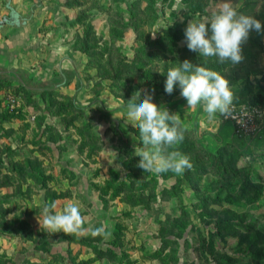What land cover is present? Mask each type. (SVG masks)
<instances>
[{"label": "rangeland", "instance_id": "1", "mask_svg": "<svg viewBox=\"0 0 264 264\" xmlns=\"http://www.w3.org/2000/svg\"><path fill=\"white\" fill-rule=\"evenodd\" d=\"M222 2L25 0L27 11L41 5V31L84 55L85 91L26 90L0 75L1 264H264V146L210 152L182 125L177 147L191 169L156 175L137 166L143 145L126 115L89 105L107 93L161 106L180 92H165L167 71L188 59L226 77L232 114L254 133L264 123V34L250 33L237 66L204 61L185 42L189 20L210 19ZM231 2L264 23V0ZM52 202L56 212L78 206L80 235L40 228ZM101 226L107 235L93 237Z\"/></svg>", "mask_w": 264, "mask_h": 264}, {"label": "clouds", "instance_id": "2", "mask_svg": "<svg viewBox=\"0 0 264 264\" xmlns=\"http://www.w3.org/2000/svg\"><path fill=\"white\" fill-rule=\"evenodd\" d=\"M253 31L264 34V23L254 16L239 13L231 0H223L210 19L189 20L184 35L187 48L204 61L215 57L218 63L230 62L237 66L244 60L243 46ZM166 76L165 92L172 94L178 84L180 95L187 101V109L201 105L208 119L217 114L226 118L231 116L234 92L229 81L219 72L185 59L178 67L170 68ZM139 98L140 93L136 99ZM126 109L128 123L139 133L135 140L143 145L135 151V156L140 158L139 168L156 175L169 171L180 175L191 169L189 158L177 147L184 139V128L175 113L157 106L150 96L139 103L132 96ZM56 208L55 202L44 206L42 222L38 220L40 228L49 235L59 232L80 235L84 221L78 206L68 203L62 212H56ZM91 235L105 236L107 233L101 226L93 229Z\"/></svg>", "mask_w": 264, "mask_h": 264}, {"label": "crops", "instance_id": "3", "mask_svg": "<svg viewBox=\"0 0 264 264\" xmlns=\"http://www.w3.org/2000/svg\"><path fill=\"white\" fill-rule=\"evenodd\" d=\"M34 5L27 11L25 0H0V17L13 8L23 19L19 24L0 26V75L5 74L21 82L31 81L37 90L39 87H76V95H81L85 91V83L79 69L84 55L59 37L48 36L41 31V5ZM163 102L162 109L175 113L181 124L192 129L198 140L211 149L221 143L232 142L249 155V152L264 146V123L252 135H239L232 119L221 118L219 114L208 119L201 105L187 109V101L180 92ZM93 104H101L110 117L126 115L127 104L107 93L89 101V105Z\"/></svg>", "mask_w": 264, "mask_h": 264}, {"label": "built area", "instance_id": "4", "mask_svg": "<svg viewBox=\"0 0 264 264\" xmlns=\"http://www.w3.org/2000/svg\"><path fill=\"white\" fill-rule=\"evenodd\" d=\"M232 116H234V119L231 117L229 119H232L234 126H235V131L239 134V135H251V133H253L251 130L252 128V124L243 119L242 115H237V114H231Z\"/></svg>", "mask_w": 264, "mask_h": 264}, {"label": "water", "instance_id": "5", "mask_svg": "<svg viewBox=\"0 0 264 264\" xmlns=\"http://www.w3.org/2000/svg\"><path fill=\"white\" fill-rule=\"evenodd\" d=\"M23 19L19 18V14L13 8L10 9L9 13L3 14L0 17V26L5 23L19 24Z\"/></svg>", "mask_w": 264, "mask_h": 264}, {"label": "trees", "instance_id": "6", "mask_svg": "<svg viewBox=\"0 0 264 264\" xmlns=\"http://www.w3.org/2000/svg\"><path fill=\"white\" fill-rule=\"evenodd\" d=\"M23 80V79H22ZM24 81V80H23ZM9 86H13V85H11V84H8ZM21 86H24V88L26 89V90H29V88H35L33 85H31V84H28L27 83V81H25V82H22L21 84H20ZM13 87H17V86H13ZM36 89V88H35ZM40 91H45V90H47V91H53V90H55L53 87H39L38 88ZM122 102V101H121ZM123 104H127V103H125V102H122ZM105 110V109H104ZM200 142V141H199ZM224 145H233V146H235L232 142H224V143H221L216 149H219L221 146H224ZM207 151H210V152H212L211 151V148H209L208 146H203ZM216 149H214V150H216ZM213 150V149H212Z\"/></svg>", "mask_w": 264, "mask_h": 264}]
</instances>
